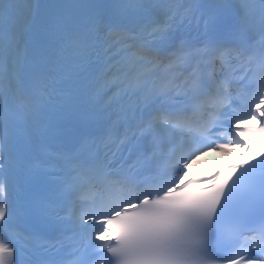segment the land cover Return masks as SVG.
<instances>
[{"label": "snow or ice", "instance_id": "1", "mask_svg": "<svg viewBox=\"0 0 264 264\" xmlns=\"http://www.w3.org/2000/svg\"><path fill=\"white\" fill-rule=\"evenodd\" d=\"M0 264H264V0H0Z\"/></svg>", "mask_w": 264, "mask_h": 264}]
</instances>
